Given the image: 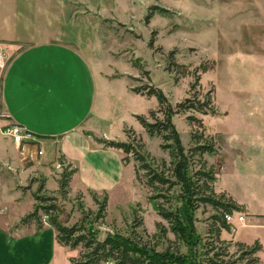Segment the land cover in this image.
<instances>
[{
	"label": "rangeland",
	"instance_id": "obj_1",
	"mask_svg": "<svg viewBox=\"0 0 264 264\" xmlns=\"http://www.w3.org/2000/svg\"><path fill=\"white\" fill-rule=\"evenodd\" d=\"M27 1L33 2L34 10L43 5V15L48 13L50 37L60 35L63 42L77 48H92L93 56L101 62L105 71H113L117 76L119 73L124 74L131 89L146 85L160 89L174 110L185 99H193L197 90L200 91L201 102L204 101L203 96L212 91L215 115L191 111L177 112L172 117L188 156L193 153L191 149L195 144L191 137L197 128L188 122V116L202 120L207 141L215 146L214 155L190 156L193 173L200 169V163L205 162L206 169H212L215 173L216 182L220 153L227 160V168H232L236 162L241 163L240 158L245 159L250 153H264V14L258 15L256 21L250 20L249 12L243 10L248 7V0ZM208 4L213 5V8L228 5L230 12L238 9L244 12L240 20L239 15L234 19V14H227V9L216 15V23L222 29L224 40L219 45L214 41L217 35L214 27L201 31L207 21L200 22V7ZM155 7L168 12L160 14ZM192 18L198 19L193 21ZM218 47L225 52L228 49L233 51L219 53ZM239 48L240 51L233 55L234 50ZM249 51L252 53L250 56L247 53ZM171 52L173 58L170 60ZM207 57L216 60H207ZM170 62L177 66L170 68ZM199 67L210 69L196 74ZM3 71L4 68L0 73V87ZM197 75L198 87L192 90ZM112 85L121 89L124 84L117 81ZM137 95L142 97L133 102L134 110L153 122L149 113L158 110L156 98ZM1 110L0 94V117L3 115ZM156 117L162 119L157 112ZM137 124L138 132L131 128L124 129L122 143H133V149L145 157L144 162L151 170L173 181L174 178L167 171L171 169L168 151L160 148L162 140L150 137ZM11 126V123H7L1 128V133L4 135ZM23 143L17 147V161L15 159L13 162L18 165L15 170H10L12 160L0 169L1 183L5 187L16 183V189H20L27 198L31 196L33 207L39 205L34 195L42 187L39 196L45 200L40 205L54 207L49 210L48 216L56 217L67 228L76 227L78 232L75 237H84L83 244L73 249L75 261L81 260L87 252L84 242L91 235L99 242L108 236H115L124 242L131 240L153 249L156 253L169 251L175 256H184L187 264H208V259L212 257V253L207 251L210 248L214 249L213 254L217 255L215 259L221 264H254L255 257L258 260L256 264H263L258 258L259 252L253 256L244 255L234 241L235 221H242L239 220L243 219L242 211L234 210L231 214L223 215L222 210L201 203L190 209L189 204L185 206L181 198L180 186L170 190L167 185L150 186L147 172L132 153L122 152V155L126 164L134 168L133 179L128 180L124 193L113 196L109 201L104 194L72 193L69 175L71 166L67 161L60 156L47 162H43L40 157L32 159L27 151L30 148L32 152V147H25ZM48 147L50 149V145ZM48 147L46 150H49ZM261 157L264 158V155ZM66 179L69 181L64 193L60 183L66 182ZM215 182L202 179L199 185L207 183L219 196L221 192L215 191ZM203 190L201 187L199 192ZM102 205L105 206L104 210L99 212ZM157 205L166 211L178 212L179 219L183 221L182 227H185L183 234L191 244H186L173 234L170 223L158 214ZM184 212L185 218L182 217ZM226 215L232 216L230 222ZM38 216L41 224L44 225V220L48 224V218H44L47 215L39 211ZM223 220L231 226L228 231L221 228ZM27 223H33L37 228L34 221ZM20 224L25 223L20 221ZM238 237L248 242L259 239L263 245L261 258H264V226L242 227ZM108 262L114 264L111 260L101 264Z\"/></svg>",
	"mask_w": 264,
	"mask_h": 264
},
{
	"label": "crops",
	"instance_id": "obj_2",
	"mask_svg": "<svg viewBox=\"0 0 264 264\" xmlns=\"http://www.w3.org/2000/svg\"><path fill=\"white\" fill-rule=\"evenodd\" d=\"M33 6L27 0H0V73L4 68L0 87V169L12 160L10 170H15L17 147L25 142V147H32V152L27 149L32 159L40 157L47 162L60 156L67 161L72 171V193L104 194L110 201L124 193L128 180L133 179L134 168L124 163L121 150L108 147L105 142H123L126 128L138 132L135 116L140 114L134 110L133 102L142 96L131 91L124 74L105 71L92 48H77L63 42L60 35L50 37L48 13L43 15V5L36 10ZM227 6L200 7L198 18L201 23L207 21L201 31L214 27L217 45L224 40L215 17L223 9L234 14V19L239 15V20L244 12H249V19L254 21L264 14V0H248L244 12H230ZM217 51L233 50L225 52L218 47ZM234 51L233 55L240 48ZM117 81L124 84L121 89L112 85ZM7 123L22 127L31 137L22 143L5 138L1 128ZM263 155L250 153L247 158H240L241 163L227 168V160L220 153L214 185L217 193L226 194L243 208L242 221H235L234 241L247 246L259 242L258 258L262 263L260 240L244 241L238 231L242 227L264 226ZM1 181L0 264H72L75 250L58 242L53 227L46 223L41 229L33 223L20 224L33 211V199L16 189V183L5 187Z\"/></svg>",
	"mask_w": 264,
	"mask_h": 264
},
{
	"label": "trees",
	"instance_id": "obj_3",
	"mask_svg": "<svg viewBox=\"0 0 264 264\" xmlns=\"http://www.w3.org/2000/svg\"><path fill=\"white\" fill-rule=\"evenodd\" d=\"M154 9V8H153ZM155 10L160 14H166L168 11L165 9H159L155 7ZM170 60L173 58V52L170 53ZM175 63L170 62V68ZM210 68L199 67L198 72H207ZM169 70V69H168ZM199 77L197 75L195 83L191 86L192 90L198 87ZM132 92L136 94H144L148 97H155L158 103L157 113L161 114L162 119L156 117V112L151 111L149 113L150 119L153 122H149L144 116L137 115L135 119L145 130V132L150 137H158L162 140L160 148L164 151H168L170 162L169 165L171 169H167L171 173V181L169 178H165L162 174L159 175L154 170H151L149 165L144 162L145 157L135 152L133 149V143H122V142H105L106 146L111 148H116L122 150L124 154H133L138 161L141 163V168L147 172L148 184L153 186L157 185H167L169 190L174 186H180L182 189L181 198L185 201V206L189 204V208L193 209L198 206L199 203L210 205L215 209L222 210L223 215L231 214L232 211H243V208L237 205L230 197L226 194L221 193L219 196L216 195L214 189L209 187L207 183H203L202 186L199 182L202 179L208 180L209 182H215V173L212 169H206L205 162L200 163V169L193 173L191 170L190 156L201 157L204 154L214 155L216 152L215 146L212 142L207 141L205 135V128L203 126L202 120L195 118L193 116H188V122L197 127L192 133V142L195 146L191 149L189 156L185 153L184 147L181 143L180 136L172 122V117L177 114V112H191L194 111L201 115H215L216 110L212 104V91H208L203 97L204 101L201 102L199 99L200 91H196L195 97L193 99H185L184 102L179 103L175 110L169 104L164 93L152 85H146L138 88H132ZM207 141V142H206ZM124 163L126 161L123 159ZM72 174V171L69 175ZM68 179L66 182L60 183V186L65 193V189L68 186ZM203 187V192H199V189ZM42 187L38 188L37 194L34 195V199L39 205H36L33 211L27 215L21 222L27 223L30 220L37 224V228L41 229L43 224H41V218L38 216L39 211H42L48 216L49 210L54 209V207H42L44 198L39 196ZM208 193V194H206ZM106 198V197H105ZM195 206V207H194ZM104 205L101 206L99 212L104 210ZM158 214L171 225V230L175 236H179L186 244H191L188 238L186 239L183 234V221L179 219L178 212L166 211L161 206H156ZM185 218V212L182 214ZM48 218V225L53 227L57 232L58 242L62 245L68 246L72 249L76 248L79 244H83L84 237H75L78 230L76 227L67 228L61 225L56 217L51 215ZM230 225L226 224L223 220L221 223V228L224 230H229ZM92 234V233H91ZM219 235V232L217 233ZM89 240L84 242V247L86 248V253L83 255L81 260H72V264H101L105 261L111 260L114 264H187L185 262L184 256H175L170 254L169 251L163 253H156L153 249L141 246L133 241L127 240V242L122 241L119 237L108 236L104 241L99 242L94 237L90 235ZM242 250L244 255H255L261 250V245L256 241L253 246L249 247L245 244H237ZM208 253H212V257L208 259V264H221L220 261L215 259L213 254L214 249H207ZM217 256V255H216ZM257 257L253 260V263H257Z\"/></svg>",
	"mask_w": 264,
	"mask_h": 264
},
{
	"label": "built area",
	"instance_id": "obj_4",
	"mask_svg": "<svg viewBox=\"0 0 264 264\" xmlns=\"http://www.w3.org/2000/svg\"><path fill=\"white\" fill-rule=\"evenodd\" d=\"M4 135L12 138L13 140H15L18 143H22L23 141H25L26 139L31 137L30 133H28L22 127H20L18 125H12L10 128H7L4 132ZM38 154L41 155L42 151L39 150ZM225 217H226L227 221H229V222L232 220L231 215H226ZM44 218L46 219L47 216ZM239 220H242V218H239ZM43 223L45 224L46 220H44ZM106 264H113V263L108 262ZM263 264H264V262H263Z\"/></svg>",
	"mask_w": 264,
	"mask_h": 264
}]
</instances>
